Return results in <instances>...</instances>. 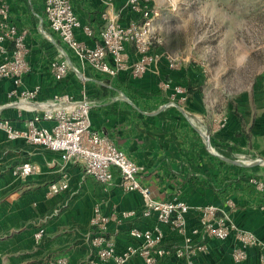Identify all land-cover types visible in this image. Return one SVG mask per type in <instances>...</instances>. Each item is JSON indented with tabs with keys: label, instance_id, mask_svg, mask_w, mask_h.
Masks as SVG:
<instances>
[{
	"label": "crops",
	"instance_id": "1",
	"mask_svg": "<svg viewBox=\"0 0 264 264\" xmlns=\"http://www.w3.org/2000/svg\"><path fill=\"white\" fill-rule=\"evenodd\" d=\"M10 21L30 31V72L24 76L21 89L41 87L34 111L13 107L9 93L12 79L0 81V119L23 130L35 115L42 116L54 95L71 94L78 101L91 104L90 117L95 131L111 139L140 167V181L149 187L159 201L182 200L190 207L213 204L226 211L241 229L254 232L264 243V193L253 188L250 180L264 181V43L259 52L261 68L251 69L253 52L245 54L239 66L229 72L245 71L234 91H224L221 74L214 61H190L180 54L178 67L169 69L165 61L142 76L129 70L110 75L84 66L88 78L84 86L73 73L56 81L50 63L57 57H68L81 63L54 33L45 16L44 0H7ZM84 26L94 30L78 37L89 46L101 40L107 20L103 14L124 26L139 22L140 17L127 0H72ZM170 49V48H169ZM165 47L160 51L174 54ZM130 62L137 60L134 47L128 48ZM186 56V57H184ZM185 91L178 94L177 89ZM16 106V105H15ZM221 116L226 125L218 128ZM39 126L50 127L53 121L42 119ZM38 165V172L22 179L13 169L23 162ZM62 172L69 176L70 187L56 195L47 194L48 185ZM98 209L106 221L108 235L119 249L138 243L129 237L132 228L145 229L155 223L145 219L144 195L125 191L116 171L111 185H104L87 175L78 164H65L58 152L33 145L24 139L9 140L0 129V264H47L53 257H65L68 264H88L91 255L92 220ZM134 216L124 217V213ZM196 224L194 217L188 225ZM46 232L40 243L35 233ZM164 244L177 248L183 237L167 227ZM195 243L201 239L193 237ZM229 241L210 239L208 251L197 257V264H236ZM264 250L250 248L242 264H262ZM127 264H145L142 256ZM159 264H184L173 255Z\"/></svg>",
	"mask_w": 264,
	"mask_h": 264
},
{
	"label": "built area",
	"instance_id": "2",
	"mask_svg": "<svg viewBox=\"0 0 264 264\" xmlns=\"http://www.w3.org/2000/svg\"><path fill=\"white\" fill-rule=\"evenodd\" d=\"M107 4L112 0H105ZM148 0H127L129 8L139 15V22H131L124 26L108 13L103 14L107 20L101 32V41L89 46L78 37L82 31L87 37L93 36L91 27L84 26L74 10L72 0H44L45 16L51 30L57 34L61 42L68 47L82 69L68 57L54 58L50 63V71L56 81L66 79L75 74L85 86L87 76L84 66L88 63L93 69L116 75L120 70H129L134 77L144 75L151 66L165 61L169 69L178 67L180 61L172 54L154 49L160 43L154 36L153 19L155 7ZM9 4L0 0V79H12L14 88L10 98H16L15 105L24 111H34V104L41 93V87L21 89L23 78L31 66L29 63L30 47L27 28L18 27L10 21ZM134 47L137 60L130 62L129 47ZM178 94L185 91L177 89ZM26 104L31 108H26ZM91 104L87 100L78 101L71 94L54 95L45 108L42 116L35 115L27 121L23 130L14 128L10 121L0 119L2 129L9 140L24 139L33 145H40L58 152L65 164H78L85 173L104 185H111L116 171L121 178V187L125 191H139L145 198V209L142 217L154 219L155 223L148 228H132L129 237L138 243H128L122 250L108 235L106 221L97 212L90 236L91 255L88 264H127L133 258L142 256L145 264H159L161 259L173 255L184 264H197V257L208 251V241L219 239L232 244L231 255L236 264H242L248 257L250 248L264 250L263 241L249 230L239 228L230 215L220 207L208 204L203 207H190L182 200L159 201L151 196L149 187L140 181L142 167L137 165L127 153L111 139L101 135L92 127L90 117ZM42 119L53 121L50 127L39 126ZM226 117L221 116L218 128L226 125ZM38 172V165L26 161L13 169V175L25 179ZM251 185L264 193V181L253 177ZM70 187L69 176L62 172L61 177L48 185L47 194L56 196ZM124 217L134 216V212L124 213ZM194 217L196 224L189 227V218ZM167 227L171 233L182 236L184 243L177 248H168L164 244ZM46 230L41 227L35 233V241L43 240ZM201 240L195 243L193 237ZM47 264H68L65 257H53ZM262 264H264V259Z\"/></svg>",
	"mask_w": 264,
	"mask_h": 264
},
{
	"label": "rangeland",
	"instance_id": "3",
	"mask_svg": "<svg viewBox=\"0 0 264 264\" xmlns=\"http://www.w3.org/2000/svg\"><path fill=\"white\" fill-rule=\"evenodd\" d=\"M155 7L154 49L170 48L172 55L189 56L214 65L221 74L225 93L236 90L250 73L229 72L253 52L251 69L261 68L260 48L264 43V0H148ZM169 49V50H170ZM186 57V56H184ZM208 60V61H207ZM0 81H2L0 79ZM15 106V100L10 101Z\"/></svg>",
	"mask_w": 264,
	"mask_h": 264
},
{
	"label": "bare ground",
	"instance_id": "4",
	"mask_svg": "<svg viewBox=\"0 0 264 264\" xmlns=\"http://www.w3.org/2000/svg\"><path fill=\"white\" fill-rule=\"evenodd\" d=\"M26 108L30 109L31 108V105L29 106L28 104L25 105Z\"/></svg>",
	"mask_w": 264,
	"mask_h": 264
},
{
	"label": "trees",
	"instance_id": "5",
	"mask_svg": "<svg viewBox=\"0 0 264 264\" xmlns=\"http://www.w3.org/2000/svg\"><path fill=\"white\" fill-rule=\"evenodd\" d=\"M75 10V9H74ZM92 29V28H91ZM92 31H93V36H94V30L92 29ZM101 41V40H100ZM254 188V187H253ZM255 189V188H254Z\"/></svg>",
	"mask_w": 264,
	"mask_h": 264
}]
</instances>
